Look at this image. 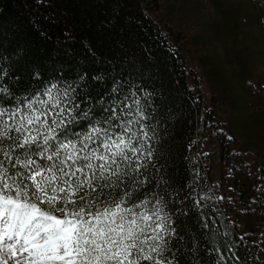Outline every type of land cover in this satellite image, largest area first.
<instances>
[{
	"label": "trees",
	"instance_id": "trees-1",
	"mask_svg": "<svg viewBox=\"0 0 264 264\" xmlns=\"http://www.w3.org/2000/svg\"><path fill=\"white\" fill-rule=\"evenodd\" d=\"M184 45L182 34L163 19L159 0H0V87L12 93L0 95V103L12 107L17 99L23 103L52 83H71L76 102L86 110L89 101L110 99L115 81L123 83V93L130 85H140L152 93L158 136L154 159L160 171L149 169L151 183H145L133 202L146 193L164 197L177 230L165 255H175L178 264H213L211 249L228 241L234 242L239 264H264L263 242L240 228L249 225L251 211L230 209L209 175L211 160L203 142L207 134L215 136L211 110L192 84L196 75L185 59ZM101 115L99 107L94 109L96 118ZM86 126L82 120L73 130ZM11 143L5 139L0 146L7 149ZM0 159L10 167L2 154ZM234 182L242 188L226 191L239 199L247 190L241 178L235 176ZM205 195L211 199L203 200V207H191ZM186 196L191 199L184 201ZM177 209H187V215ZM201 213L214 220L210 229L198 227ZM230 264H236L235 257Z\"/></svg>",
	"mask_w": 264,
	"mask_h": 264
},
{
	"label": "snow or ice",
	"instance_id": "snow-or-ice-1",
	"mask_svg": "<svg viewBox=\"0 0 264 264\" xmlns=\"http://www.w3.org/2000/svg\"><path fill=\"white\" fill-rule=\"evenodd\" d=\"M123 87L115 81L111 98L89 101L86 110L71 83H52L12 107L0 103V145L12 141L7 149L0 146L10 165L0 159V254H19L16 264H178L175 255H165L177 230L164 197L146 193L133 202L151 183L149 169L160 171L152 93L138 84L127 93ZM0 95L12 93L0 87ZM82 120L87 126L74 131ZM205 199L211 197L191 207L200 209ZM177 213L187 215V209ZM212 224L201 213L198 227ZM234 246L224 241L212 248L213 264H230L233 257L239 264Z\"/></svg>",
	"mask_w": 264,
	"mask_h": 264
},
{
	"label": "rangeland",
	"instance_id": "rangeland-1",
	"mask_svg": "<svg viewBox=\"0 0 264 264\" xmlns=\"http://www.w3.org/2000/svg\"><path fill=\"white\" fill-rule=\"evenodd\" d=\"M159 2L163 19L183 36L192 84L211 110L215 136L203 142L211 180L230 209L251 211L240 228L264 244V0ZM235 176L247 190L239 199L226 191L242 188Z\"/></svg>",
	"mask_w": 264,
	"mask_h": 264
},
{
	"label": "bare ground",
	"instance_id": "bare-ground-1",
	"mask_svg": "<svg viewBox=\"0 0 264 264\" xmlns=\"http://www.w3.org/2000/svg\"><path fill=\"white\" fill-rule=\"evenodd\" d=\"M1 256H3V255H1ZM3 258H4V256H3ZM3 258H1V259H3ZM16 259H20L19 254L16 257H11L10 255H5V258L3 260H5V261L8 260V264H16ZM21 264H23V261H21Z\"/></svg>",
	"mask_w": 264,
	"mask_h": 264
}]
</instances>
